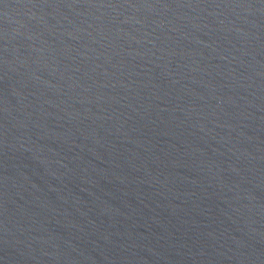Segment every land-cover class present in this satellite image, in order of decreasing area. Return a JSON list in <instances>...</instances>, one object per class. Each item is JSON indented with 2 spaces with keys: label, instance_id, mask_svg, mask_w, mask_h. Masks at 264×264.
<instances>
[{
  "label": "water",
  "instance_id": "1",
  "mask_svg": "<svg viewBox=\"0 0 264 264\" xmlns=\"http://www.w3.org/2000/svg\"><path fill=\"white\" fill-rule=\"evenodd\" d=\"M0 264H264V0H0Z\"/></svg>",
  "mask_w": 264,
  "mask_h": 264
}]
</instances>
